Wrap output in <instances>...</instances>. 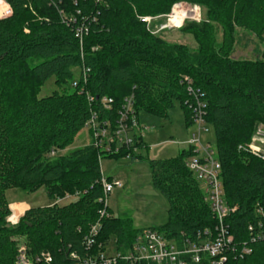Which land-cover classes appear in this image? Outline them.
Listing matches in <instances>:
<instances>
[{
  "label": "trees",
  "instance_id": "obj_1",
  "mask_svg": "<svg viewBox=\"0 0 264 264\" xmlns=\"http://www.w3.org/2000/svg\"><path fill=\"white\" fill-rule=\"evenodd\" d=\"M3 1L12 15L0 19V264H16L22 247L29 257L50 253L56 264L67 263L71 253L102 251L113 237L120 253L132 247L142 229L130 218H115L109 208L96 245L90 251L83 246L103 208L100 151L89 145L59 158L47 156L72 145L92 112L103 115V98L113 99L108 115L114 116L131 95L138 115L168 120L179 105L188 128L194 96L206 104L225 200L235 209L225 219L234 244L228 264H264V160L243 149L264 125V53L255 60L233 57L236 29L264 42V0ZM183 2L207 10L206 20L182 29L196 41L194 50L169 44L140 21L168 15ZM83 24L89 33L81 45L76 31ZM81 68L90 70L85 92H70L74 70ZM52 77L58 90L39 99ZM148 148L139 139L130 150L103 159L131 154L135 162L148 161L153 186L169 203L167 223L153 229L179 241L215 231L217 217L187 167L194 151L155 160L134 152ZM42 187L52 201L81 195L67 205L27 209L18 225L9 226L7 191L32 194Z\"/></svg>",
  "mask_w": 264,
  "mask_h": 264
},
{
  "label": "built area",
  "instance_id": "obj_2",
  "mask_svg": "<svg viewBox=\"0 0 264 264\" xmlns=\"http://www.w3.org/2000/svg\"><path fill=\"white\" fill-rule=\"evenodd\" d=\"M1 1L3 5L0 4V19L8 18L12 15V9L5 1ZM198 14H200V9L195 6L193 16L196 17L195 15L198 16ZM185 17L187 18V12H185ZM157 18L159 17H140V21L150 26ZM168 27H171V25L164 26V28ZM88 33L89 29L85 25L79 27L76 31L81 45ZM89 73V69L81 68L78 81L73 83L75 89L81 88L80 94L85 92L82 86L87 84ZM185 80L189 81L188 78H185ZM86 96L89 103H93V98L88 94ZM194 99L195 101H193L190 109L193 113V126L197 127V131L190 140L184 142L187 146L186 150L192 149L194 151V155L187 162V167L206 192L209 208L217 217L218 224L215 231L205 230L203 235L199 233L194 239L186 238L179 241L168 239L153 228H145L137 235L132 247L126 254L120 253L116 244L115 253L106 255L108 244L104 247V250L94 254L87 253L86 256L71 253L68 262L60 264H120V262L127 264H202L207 259L210 260L211 264H228L227 254L234 247V244L226 227L225 219L235 212V209L229 207L225 200L221 181V164L217 158V151L215 147L204 144L202 140L203 132H208L204 128L207 125L205 121L206 104L198 96H194ZM101 104L104 110L103 115L97 111L92 112V117L85 126L90 132V145L101 153L100 161L103 157L119 155L124 150L133 148L139 139L144 140L142 133L147 129V127L141 125V115H138L135 110L134 95L124 99L121 108L114 116L108 115V112L112 111L113 99L105 97L102 99ZM243 149L264 160V129L257 130L251 143ZM139 151L135 149L134 152L138 153ZM50 155L51 158L56 157L57 151L53 150ZM130 156L131 154H128L127 158H130ZM101 185L103 197L99 200V203L103 205V208L98 213L100 219L99 222L90 227L83 241V246L88 251L96 245L97 237L102 228L101 220L104 217H109L108 208L110 209L109 198L111 194L117 187H122L120 183L116 184L113 181H108L103 173ZM80 195L81 193H76L75 195H66L62 199H55L52 206H62L63 203V205H66V201L72 203L78 200ZM9 209L11 214L8 218L12 217L15 222L10 221L8 218L6 222L9 226H16L19 224L24 212L15 210L13 205H10ZM243 254L249 255L250 251L245 248ZM16 264L56 263L50 253H41L29 257L26 249L22 247L19 250Z\"/></svg>",
  "mask_w": 264,
  "mask_h": 264
},
{
  "label": "rangeland",
  "instance_id": "obj_3",
  "mask_svg": "<svg viewBox=\"0 0 264 264\" xmlns=\"http://www.w3.org/2000/svg\"><path fill=\"white\" fill-rule=\"evenodd\" d=\"M1 1V0H0ZM3 5V2H0ZM200 9V14L193 16L195 5L189 3H179L172 8L168 15L158 16L157 20L147 26L153 34L162 37L169 44L187 45L191 50L198 47L196 41L191 35L184 34L182 29L187 23L202 22L206 20L207 10L203 7L196 6ZM183 14V20L175 12ZM187 12V18L185 17ZM199 17V18H198ZM176 18V19H175ZM176 20L177 25L164 28L170 25L171 21ZM84 26V24L82 25ZM81 26V27H82ZM236 45L233 57L237 60H255L264 53V42L258 39L253 33L244 29H236ZM222 32L218 31V40L221 41ZM80 69L74 70V81L79 79ZM55 77L50 78L41 88L39 99L51 96L57 89ZM70 85L69 91L72 92ZM62 90V89H61ZM140 122L143 127L144 142L149 146L147 150L139 151L150 160L170 159L177 157L180 152L187 149L183 143L195 130V126L186 127L184 114L179 105L170 113L168 120L155 118L149 115H141ZM203 132L204 144H210L216 147L215 135L210 125H205ZM264 129V125H258L256 131ZM91 144L90 132L87 127L76 137L74 143L62 151H57V156L70 155L76 150L89 146ZM216 149V148H215ZM51 158V155L48 154ZM101 170L105 178L122 185L117 187L109 198L110 211L115 218H130L132 226L135 229L160 228L167 223L169 203L156 190L152 183L151 173L148 161H133L124 157L121 159L104 158L101 161ZM6 199L15 210L24 212L31 208H43L52 205L53 201L47 195L46 187H42L37 192L29 194L21 189H11L6 193ZM71 201H66L69 204ZM64 204V203H63ZM62 204V205H63ZM16 205V206H14ZM116 240L113 237L106 249V255L115 253Z\"/></svg>",
  "mask_w": 264,
  "mask_h": 264
},
{
  "label": "bare ground",
  "instance_id": "obj_4",
  "mask_svg": "<svg viewBox=\"0 0 264 264\" xmlns=\"http://www.w3.org/2000/svg\"><path fill=\"white\" fill-rule=\"evenodd\" d=\"M176 14H179V15H180V17L177 18V19L180 18L179 21H180V20H183V17H184V16H183V14H182L181 12H177V11H176V12L174 13L173 16H175ZM175 19H176V18H175ZM175 19H174L173 21H171V23H170L171 26H174V27H175V26L177 25ZM19 210H20V209H19Z\"/></svg>",
  "mask_w": 264,
  "mask_h": 264
},
{
  "label": "crops",
  "instance_id": "obj_5",
  "mask_svg": "<svg viewBox=\"0 0 264 264\" xmlns=\"http://www.w3.org/2000/svg\"><path fill=\"white\" fill-rule=\"evenodd\" d=\"M196 131H197V127L195 126V130H194L193 133L191 134L190 138H188L187 140H190V139L192 138L193 134L196 133ZM187 140H186V141H187ZM202 140H203V138H202ZM184 142H185V141H184ZM184 142H183V143H184ZM144 229H145V228H144Z\"/></svg>",
  "mask_w": 264,
  "mask_h": 264
},
{
  "label": "clouds",
  "instance_id": "obj_6",
  "mask_svg": "<svg viewBox=\"0 0 264 264\" xmlns=\"http://www.w3.org/2000/svg\"><path fill=\"white\" fill-rule=\"evenodd\" d=\"M8 219H9L10 221H12V222H15L14 219H13L12 217H9Z\"/></svg>",
  "mask_w": 264,
  "mask_h": 264
}]
</instances>
